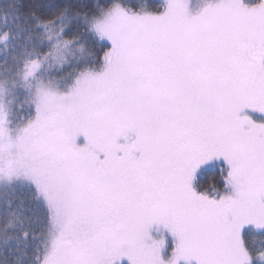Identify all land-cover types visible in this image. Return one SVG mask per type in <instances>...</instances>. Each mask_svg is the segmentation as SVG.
I'll return each instance as SVG.
<instances>
[{
	"label": "snow or ice",
	"instance_id": "1",
	"mask_svg": "<svg viewBox=\"0 0 264 264\" xmlns=\"http://www.w3.org/2000/svg\"><path fill=\"white\" fill-rule=\"evenodd\" d=\"M0 264H264V0L0 2Z\"/></svg>",
	"mask_w": 264,
	"mask_h": 264
},
{
	"label": "trees",
	"instance_id": "2",
	"mask_svg": "<svg viewBox=\"0 0 264 264\" xmlns=\"http://www.w3.org/2000/svg\"><path fill=\"white\" fill-rule=\"evenodd\" d=\"M0 2H6V0H0ZM23 3H28L29 0H22Z\"/></svg>",
	"mask_w": 264,
	"mask_h": 264
}]
</instances>
